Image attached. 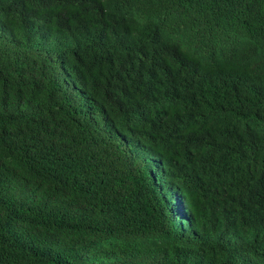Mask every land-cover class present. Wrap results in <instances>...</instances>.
<instances>
[{"label":"trees","instance_id":"1","mask_svg":"<svg viewBox=\"0 0 264 264\" xmlns=\"http://www.w3.org/2000/svg\"><path fill=\"white\" fill-rule=\"evenodd\" d=\"M0 264H264V0H0Z\"/></svg>","mask_w":264,"mask_h":264}]
</instances>
